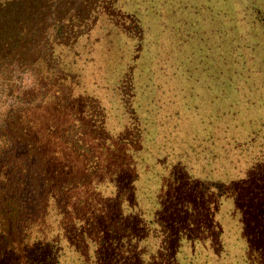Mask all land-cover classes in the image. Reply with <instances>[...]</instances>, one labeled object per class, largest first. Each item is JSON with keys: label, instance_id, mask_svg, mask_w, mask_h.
<instances>
[{"label": "trees", "instance_id": "trees-1", "mask_svg": "<svg viewBox=\"0 0 264 264\" xmlns=\"http://www.w3.org/2000/svg\"><path fill=\"white\" fill-rule=\"evenodd\" d=\"M118 9L138 37L122 68L98 17ZM172 49L126 0H0V223L17 239L0 233V264H264V81L220 91ZM104 96L125 99L122 133Z\"/></svg>", "mask_w": 264, "mask_h": 264}, {"label": "rangeland", "instance_id": "rangeland-1", "mask_svg": "<svg viewBox=\"0 0 264 264\" xmlns=\"http://www.w3.org/2000/svg\"><path fill=\"white\" fill-rule=\"evenodd\" d=\"M126 2L129 7L134 5L137 9L145 31L151 32L156 38L169 35L173 41L175 40V46L181 53L172 50L182 57L184 69L187 63L191 64V71H195V81L199 80L200 74L202 76L200 79L204 82H216L220 91L225 89V92H243L246 91L249 82L264 81V0H126ZM117 13V21L104 13L98 17L102 23L108 25V29L105 28L103 31L106 35V31L109 33L106 36V43L110 45L113 61H117L122 68L131 57L138 37L131 31H125L123 20L119 19L120 15L125 16L126 11L118 9ZM178 78L182 82L192 83V78L184 76L183 73ZM120 85L119 89L125 86L124 83ZM197 88L200 90L199 86ZM212 91L216 94L214 90ZM210 93L214 94L210 90L205 92ZM105 98L111 110L110 117L114 121V128L117 127L116 131L122 133L120 130L124 128L118 119L122 118L126 125L128 120L123 118L124 106L119 102L125 99L120 97L118 101L109 96ZM74 115L76 114L71 111L65 120H62L65 128H70L69 123L76 121ZM119 165L124 168L128 164ZM220 178L228 182V174L221 175ZM33 182L37 185L35 181ZM31 198L33 197L25 199L27 206L23 208L22 205L20 208L22 211L36 202ZM23 203L26 205L24 198ZM21 210L19 214L22 216ZM15 224L5 220L0 223V233L12 242L17 240L16 232L11 229Z\"/></svg>", "mask_w": 264, "mask_h": 264}]
</instances>
